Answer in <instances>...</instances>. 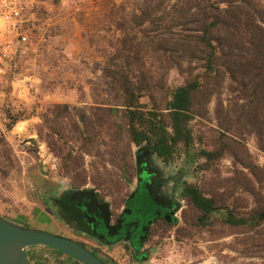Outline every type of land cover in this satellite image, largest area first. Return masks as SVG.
I'll return each mask as SVG.
<instances>
[{
  "label": "rangeland",
  "instance_id": "1",
  "mask_svg": "<svg viewBox=\"0 0 264 264\" xmlns=\"http://www.w3.org/2000/svg\"><path fill=\"white\" fill-rule=\"evenodd\" d=\"M213 3L221 10L230 4L241 9L247 14L243 23L263 32L241 27L227 38L222 26L215 36L216 70L205 75V54L180 47L176 36L178 11L184 8L194 19L206 6L203 0H28L16 64L0 81V213L49 233L53 221L55 231L80 240L107 264H138L121 244L105 247L67 233L46 199L59 183L88 187L118 213L135 187L140 147L122 129V99L106 69L119 67L136 83L143 77L153 96L145 94L140 103L165 116L168 90L200 74L191 154L178 150L169 162L155 156L178 185L180 210L174 222L151 230L144 246L148 257L140 264H264V225L223 222L228 209L249 217L264 208V0ZM143 10L156 21L138 26ZM143 31L154 42L146 43ZM126 37L141 45L126 52ZM8 114L19 118L12 129ZM221 143L223 155L201 169V152ZM65 159L79 167L83 183L73 187L60 173ZM185 183L197 184L218 209L206 216L197 211L183 195ZM27 255L32 264H77L45 246L29 247Z\"/></svg>",
  "mask_w": 264,
  "mask_h": 264
},
{
  "label": "trees",
  "instance_id": "2",
  "mask_svg": "<svg viewBox=\"0 0 264 264\" xmlns=\"http://www.w3.org/2000/svg\"><path fill=\"white\" fill-rule=\"evenodd\" d=\"M213 1L203 0L206 6L201 12L199 10V13H195L194 19H188L191 17L187 16V11H183L184 8L180 7L181 10L178 11V26H181L179 27V34L176 35L178 44L185 50L192 47L196 52L205 54L203 67L205 75L212 74L216 70L214 63L217 60L216 49L219 45L216 47L215 42L219 39L215 36L217 33L220 34L222 26L227 38L236 37V33L239 32L241 27H244L250 33H254L255 29L263 32L259 26H252L249 21L246 24L243 23L247 14L243 13L241 9L230 4L221 10L214 5ZM140 14L142 17L138 26H141L144 22L150 24L156 21L154 16L144 10ZM226 18H231L229 20L233 21L234 24L229 20H225ZM134 30L133 28L131 32ZM143 32L147 39L146 43L154 42L155 37H152L149 32ZM126 39L123 46L126 52L134 48L135 43V46L141 45L136 40L135 42L131 40L133 38L126 37ZM231 56L234 55L231 54L230 58ZM106 75L110 78L116 94L122 99L120 104L123 112L122 129L132 143L138 147L148 148L158 159L166 162H169L174 154L181 149L186 151L187 155L191 154L194 136L190 124L194 116V97L201 87L202 76L200 74L192 73L193 79L191 81L175 89L168 90L170 99L167 103V116L156 109L146 110L140 103L145 94L153 96L149 83L143 82V77H141L143 80L140 83H136L131 80L129 74H125L119 67L115 71L110 68L106 69ZM82 115L85 117V114ZM8 118L10 119L8 128L12 129L19 118L11 114H8ZM225 149V144L221 143L215 151H202L201 156L206 162L201 166V169H206L208 165L219 159ZM78 168V166L71 165V159H65L60 166V173L72 181L73 187L78 182H84L83 174L77 172ZM125 173L129 176L130 170H125ZM183 195L197 211L205 216L213 214L218 209L216 200L207 197L197 184L185 183ZM61 216L64 217L62 214ZM223 222L230 226L250 229L261 227L264 225V208L254 210L249 217H238L233 210L228 209ZM76 263L80 264L77 261Z\"/></svg>",
  "mask_w": 264,
  "mask_h": 264
},
{
  "label": "flooded vegetation",
  "instance_id": "3",
  "mask_svg": "<svg viewBox=\"0 0 264 264\" xmlns=\"http://www.w3.org/2000/svg\"><path fill=\"white\" fill-rule=\"evenodd\" d=\"M155 159L148 148L138 149L135 155L136 184L118 213H113L109 202L102 200L95 190L88 187L74 189L65 183H59L51 191L52 198L46 201L68 232L94 239L105 247L121 244L128 251V257L140 264L148 257L144 246L151 230L161 223L174 222L180 210L178 185ZM89 190L94 191L99 204L109 206L111 219L108 228L103 224L102 213L95 211L90 214L84 207L85 199L73 198L76 193ZM88 203L90 205L91 202ZM73 240L83 244L80 240Z\"/></svg>",
  "mask_w": 264,
  "mask_h": 264
},
{
  "label": "water",
  "instance_id": "4",
  "mask_svg": "<svg viewBox=\"0 0 264 264\" xmlns=\"http://www.w3.org/2000/svg\"><path fill=\"white\" fill-rule=\"evenodd\" d=\"M41 170L43 175H47L43 169ZM73 198L76 200L85 199L84 207L86 210L90 214L95 211L102 213L103 224L106 228L109 227L110 208L107 204H99L95 200L94 191L78 192ZM88 202H91L90 205ZM34 246L48 247L80 264H106L103 259L86 246L71 238L30 228L0 215V264H32L27 255V249Z\"/></svg>",
  "mask_w": 264,
  "mask_h": 264
},
{
  "label": "built area",
  "instance_id": "5",
  "mask_svg": "<svg viewBox=\"0 0 264 264\" xmlns=\"http://www.w3.org/2000/svg\"><path fill=\"white\" fill-rule=\"evenodd\" d=\"M28 0H0V81L16 64L19 38L29 18L25 14Z\"/></svg>",
  "mask_w": 264,
  "mask_h": 264
},
{
  "label": "crops",
  "instance_id": "6",
  "mask_svg": "<svg viewBox=\"0 0 264 264\" xmlns=\"http://www.w3.org/2000/svg\"><path fill=\"white\" fill-rule=\"evenodd\" d=\"M0 215L3 216L1 213H0ZM3 217L6 218L5 216H3ZM6 219H8V220H10L12 222H15V223L24 225V226H28V224H32V225L36 226L35 229L44 230L42 225H40V226L39 225H35L34 223H31V221L25 222V221L20 220L19 218H16V219L15 218H12V219L11 218L10 219L9 218H6ZM52 222L53 221H50L49 222V224H50L49 228L52 229V231H51L52 233H55V234H58V235H61V236H64V237H68L69 238V236L67 234H60L59 232L55 231L58 227H57V225H54ZM59 230H61L60 227H59ZM63 230H65V229H62V231ZM65 231L68 233L67 230H65Z\"/></svg>",
  "mask_w": 264,
  "mask_h": 264
}]
</instances>
